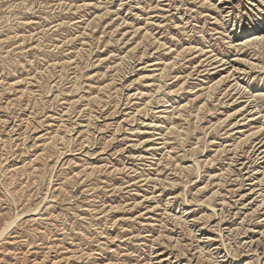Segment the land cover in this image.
Listing matches in <instances>:
<instances>
[{"label": "rangeland", "instance_id": "obj_1", "mask_svg": "<svg viewBox=\"0 0 264 264\" xmlns=\"http://www.w3.org/2000/svg\"><path fill=\"white\" fill-rule=\"evenodd\" d=\"M246 4L0 0V264H264Z\"/></svg>", "mask_w": 264, "mask_h": 264}, {"label": "bare ground", "instance_id": "obj_2", "mask_svg": "<svg viewBox=\"0 0 264 264\" xmlns=\"http://www.w3.org/2000/svg\"><path fill=\"white\" fill-rule=\"evenodd\" d=\"M228 1V0H227ZM251 3H255V0H247V4H251ZM225 4H231V3H225ZM241 4V3H240ZM246 4V5H247ZM253 5V4H252ZM244 6V5H243ZM232 6L231 7H229V6H227V8L226 9H228V10H230V11H228V14L226 15V16H230V15H232L231 14V12H232ZM237 9H239V12H241V8H240V6L238 5V7H237ZM251 9V8H250ZM252 9H254V8H252ZM251 12H252V10H251ZM246 13V12H245ZM250 17H252L253 15H252V13H247ZM234 15V14H233ZM237 17V16H236ZM242 17V15H241V13H240V15H239V18H241ZM242 19V18H241ZM255 25H252L251 27H250V29H249V31H248V34H246V36H248V35H254L253 36V38L251 39V40H247V42H240V43H237L236 45H238V46H240L241 48H239L238 46V50L237 51H239L240 49H242V48H244V47H252V46H254V48H255V50H258V49H264V19H263V21H261L260 23H254ZM253 48V49H254ZM168 57V56H167ZM235 61L234 62H236V63H232L231 64V67L233 68V70H232V73H230L227 77H222L217 83H216V85H220V86H224V84H225V82H226V78H229V77H233V76H236V74H237V72H239V71H241L242 69H244L243 68V65H245L244 63H243V61L242 60H238V59H234ZM220 61H215L214 60V63H212V65L213 64H216V65H218V66H212L213 68L212 69H218L220 66H222V65H219L218 63H219ZM242 65V68L240 67V66H236V65ZM254 65V64H253ZM227 72H230V71H227ZM261 135V133H260V131H257V132H255V133H253L252 135ZM259 135V136H260ZM255 148V156L258 158V159H260L261 161H262V163H264V139H262V140H260L259 142H258V145L256 146V147H254ZM252 151H254V150H252ZM253 153V152H252ZM256 159V158H255ZM255 159H254V162H255ZM258 161V160H257ZM251 162V161H250ZM256 171V170H255ZM212 208V207H211ZM196 221V219L194 220V222ZM191 222V221H190ZM194 224V223H193ZM205 228H200V231H201V233H200V236L199 237H201L202 235H204V230ZM4 232V231H3ZM3 236V235H2ZM200 242H203V241H201V238H200V240H199ZM252 242L250 241V245H249V248H251L252 249V244H251ZM216 252V251H215ZM47 254V253H46ZM45 254V255H46ZM72 254V253H71ZM32 255V254H31ZM68 256V255H67ZM156 259H158L157 261H159V257L158 258H156ZM36 260V259H35ZM57 260V259H56ZM55 260V261H56ZM161 261L159 262V263H161L162 261H166V262H169L170 261V259H165V258H162V259H160ZM105 264V263H104Z\"/></svg>", "mask_w": 264, "mask_h": 264}]
</instances>
